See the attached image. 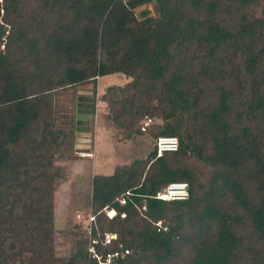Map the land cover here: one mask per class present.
I'll list each match as a JSON object with an SVG mask.
<instances>
[{
    "label": "rangeland",
    "instance_id": "obj_1",
    "mask_svg": "<svg viewBox=\"0 0 264 264\" xmlns=\"http://www.w3.org/2000/svg\"><path fill=\"white\" fill-rule=\"evenodd\" d=\"M120 1L125 5L128 0ZM218 1L216 19L231 32H243L244 44L222 49L209 60H204L201 53L189 54L188 62L192 57H200L204 69L209 71L206 77L198 78L193 89L197 96L192 95L187 108L178 110L169 120L159 116L161 111H155L152 116L155 125L148 133L136 132L138 121L133 131L129 130L130 138H126V129H117L109 115H115L119 124L130 120L131 116L116 115L121 111V105L109 101L112 92L106 96L107 101H103V96L109 89L117 87V90L123 89L118 91V96L126 94L124 99L140 101L141 98L143 103L156 106L155 97H159L160 87L155 90L145 88L137 94L128 88L134 83L133 79L121 73L105 77L90 75L98 62L109 65L110 69L120 65L128 50L129 36L140 33L141 23L146 18H159L157 4L152 2L133 8L129 17L123 19L124 30H119L115 19L100 29L97 21L90 24L76 21L68 6L47 3L45 7L42 0H23L18 17L28 23L29 39L21 47L15 45L12 48L14 69L23 77L22 83L15 78L14 85L30 98L36 97L29 101L36 105L37 116L19 144L5 147L9 154L4 170L0 169V174L5 175L0 181V264H92L90 246L97 241L98 235L91 234V229H98L99 236L112 229L111 223L104 219L96 220L97 227L89 223L94 175L110 176L117 167L135 161H143L145 175L151 174L156 167L152 165L154 160H150V153L155 151L158 156L154 139L167 126L180 125L182 135L188 137L189 142L201 148L206 156L213 157L215 153L205 117L217 107L220 88L229 96L226 120L232 133L239 135L242 128L251 131L255 141L246 147L257 153L258 162L251 156L242 155L237 168H227L192 159L189 152L165 155L173 170L190 175L194 201L188 207L167 205L163 218L155 224V227L179 228V236L172 241L171 256L164 258L161 255L156 261L152 252H145L122 264H189L194 256L193 245L199 238L214 234L215 225L198 222L194 214L202 210L205 198L213 192V179L217 173L235 182L249 207L263 204L264 123L254 118L249 107L257 88L264 84V0H250L242 7L236 1ZM121 9L117 17H123ZM10 21L11 24L5 26V36L12 29L10 33L14 38L18 26L16 16ZM90 33L91 37H88ZM59 36L79 43L80 47L71 53L73 60H67L61 50H56L55 40ZM1 50H4L3 46ZM87 51L95 53L85 55ZM89 65L90 72L84 73ZM194 67L193 76H196L200 71L198 59ZM77 72H83L84 78L69 85L71 80L67 75L72 74V78L78 80ZM2 79L0 100L6 99L2 91L5 79ZM5 101L7 99L0 101V127L9 125L8 119L13 114L9 111L14 110V104ZM218 186L219 201L231 209L235 205L233 196L228 190L222 191L220 184ZM48 202L52 206L53 235L50 238L48 227L43 229V225L41 229L39 224ZM142 205L135 207L138 215L132 216L124 229L118 225L116 230H124L126 234L127 230L140 229L147 211L145 201ZM244 210L248 208L242 205L237 213L246 216ZM148 221L154 226L153 219ZM238 232L243 236V245L233 264H264V243L257 239L248 220ZM120 242L116 234L109 247H96V251L120 250Z\"/></svg>",
    "mask_w": 264,
    "mask_h": 264
},
{
    "label": "trees",
    "instance_id": "obj_2",
    "mask_svg": "<svg viewBox=\"0 0 264 264\" xmlns=\"http://www.w3.org/2000/svg\"><path fill=\"white\" fill-rule=\"evenodd\" d=\"M42 1H45V7H47V3L60 7L68 6L76 21H85L87 24L97 21L100 29H103L110 20L115 19L119 30H124L125 21L123 22V19L129 17L133 8L152 2L157 4L159 18L157 20L146 18L141 23L140 33L129 36L128 50L122 56L124 58L120 65H115L110 69L109 65L98 62L94 72L90 75L92 77L95 75L105 77L121 73L127 78L133 79L132 83H134L129 84L128 88L137 94H141L145 88L155 90L160 87L159 97H155L157 99L156 106L143 103L141 98L140 101L124 99L126 94H121L123 97L118 96V91L123 89L117 90V87L109 89L103 96V101H107L106 96L108 94L110 96L112 92V99L109 101L118 102L121 105L119 113H116L115 110L116 115L119 114V117L131 116L130 120H126L124 124H119L115 115H109V119L117 129H126L128 132L126 138H130V131H133L138 121L139 126L136 132L140 133L141 121L146 117L155 116V111H161L159 116L161 115L164 120H169L178 110L187 108L191 96L194 95L193 89L198 84V78L200 76L206 77L207 72L209 73L208 69H204V62L200 57H192L188 62L189 54L194 56L196 53H201L204 54V60H209L213 59L222 49L241 47L245 40L242 36L243 32L238 30L231 32L216 19V12L219 8L218 0H128L125 5L120 0ZM229 1H236L242 7L250 0ZM22 3L23 0H2L0 2V80H3L2 77L5 79L6 88L5 85L3 87L5 90L2 88L6 94L7 101L5 102L14 104V110L9 111L10 114H13L10 119L7 118L9 125L3 124L0 127V169L3 168V170L8 163L9 152L5 148L6 145L19 144V141L28 133L31 121L37 116L36 105L34 106L29 101L36 97L30 98L14 85L15 78L22 83L23 77L14 69L15 55L12 48L15 45L21 47L29 39L28 23L19 18ZM120 8L124 11L123 17L121 15L117 17ZM12 16H16V24L18 25L16 28L17 35L14 38L10 33L12 29L5 36L7 31L5 26L11 24L10 18ZM87 36L91 37V33ZM55 41L56 50H61L67 60H73L71 53L76 52L80 47L79 43L66 41L60 36ZM1 46L4 47V50H1ZM94 53L87 51L85 55H93ZM197 59L200 64V71L198 75L193 76ZM85 69L84 73L90 72V65ZM84 73H76L80 77L78 80L73 79L72 74L67 75L71 80L68 84H76L81 81L84 78L82 77ZM142 89L143 91H141ZM121 92L124 93V91ZM228 97L225 90L220 88L217 107L205 117V126L208 129L210 143L215 153L213 157L206 156L201 148L195 147L189 142V138L182 135L180 125L176 127L167 126L156 135L155 147L157 138L161 136L176 137L179 146L177 151L165 153L161 157H156L155 151L150 153V160H154L152 165L156 167L151 174L146 173L145 175L143 161H135L128 166L117 167L110 176L94 175L92 179L91 207L93 209L91 213L96 216V220L104 219L111 223L112 229L108 231L116 233L121 239L122 248L120 250L107 252L128 251L124 257L113 259L108 264H122L132 260L136 254L145 252H152L156 261L161 259V255L164 258L171 256L172 241L179 236V228L155 227V224L163 218L167 205L186 207L192 205L194 191L190 175L186 172L173 170L167 163L165 155H180L189 152L192 159H201L206 163L227 168H237L242 155L251 156L258 162L257 153H254L252 148L246 147V144L253 145L255 141L251 131L242 128L239 135L232 133L231 126L226 120L230 109L227 105ZM249 108L253 111L254 118L260 119L264 123V84L257 88ZM154 125L155 123L148 128L146 133L150 132ZM4 178L5 175L0 174V181ZM174 182L188 183L189 196L186 200L166 202L155 198L164 187ZM218 184L221 185L222 191L228 190L233 196L235 205H232L231 209L219 201L218 195L221 193H219ZM213 193L217 194V198L214 197ZM121 197L125 198L124 205H120L117 201ZM46 198L49 200L48 194H46ZM142 201L146 202L147 211L145 213L146 219H142L144 223L140 229L137 231L127 230L126 234H124V230L117 231L118 225H122L121 229H124L132 216L138 215L135 207L143 206ZM50 202L46 205L44 215L39 222L41 229L43 225V229L48 227L49 238L53 235ZM242 205L248 208V210H244L246 216L237 213ZM105 207L113 208L117 215L111 220L107 219L101 213ZM121 214L125 216L122 218ZM194 215L198 222L214 224L215 229L213 235L199 238L198 243L193 245L194 256L189 264H233L239 247L243 245V236L238 234V230L247 220L257 239L264 243V202L259 206L249 207L242 198L238 186L226 175L220 173L215 175L213 192H209L202 210ZM150 218L154 220V226L148 221ZM164 228L167 229L164 230ZM97 253L105 254L98 252V250ZM75 256L78 255L75 254ZM91 263L98 264L95 259H92Z\"/></svg>",
    "mask_w": 264,
    "mask_h": 264
},
{
    "label": "built area",
    "instance_id": "obj_3",
    "mask_svg": "<svg viewBox=\"0 0 264 264\" xmlns=\"http://www.w3.org/2000/svg\"><path fill=\"white\" fill-rule=\"evenodd\" d=\"M154 123L155 122L153 118L146 117L140 123V131L146 133L148 131V128ZM178 146H179L178 139L174 136L158 137L156 140V149L158 153L157 157H161L165 153H172L177 151ZM188 189H189V185L187 182H174L164 187L156 195L155 198L166 202L184 201L189 196ZM117 201L120 204H125L124 197L117 199ZM101 213L107 219L110 220L117 215L116 211L113 208H109V207L103 208ZM124 216H125L124 214H121L122 218ZM88 219L90 224H93L94 227H97L96 216L94 214L91 213ZM93 233L98 235V239L93 243V245L91 244L90 248L92 249V251H90V253L92 254V258L95 259L98 262V264H108L113 259L124 257L128 253V251H124V252L115 251V252H107L105 254H98L96 251V245H99L101 247H107L111 245L112 242L116 239V234L112 232H104L100 234L101 236H99L98 229L94 230L92 228L91 234Z\"/></svg>",
    "mask_w": 264,
    "mask_h": 264
},
{
    "label": "water",
    "instance_id": "obj_4",
    "mask_svg": "<svg viewBox=\"0 0 264 264\" xmlns=\"http://www.w3.org/2000/svg\"><path fill=\"white\" fill-rule=\"evenodd\" d=\"M91 112V111H90Z\"/></svg>",
    "mask_w": 264,
    "mask_h": 264
}]
</instances>
